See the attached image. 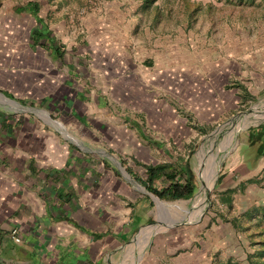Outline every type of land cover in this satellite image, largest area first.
Here are the masks:
<instances>
[{"label": "crops", "instance_id": "crops-1", "mask_svg": "<svg viewBox=\"0 0 264 264\" xmlns=\"http://www.w3.org/2000/svg\"><path fill=\"white\" fill-rule=\"evenodd\" d=\"M88 1L95 14L81 4L73 11L72 0H0V230L13 241L16 230L15 242L22 243L9 248L2 238L0 264H224L242 237L221 213L167 223L155 217L148 198L149 221L132 226L137 204L155 199L140 183L144 166L168 160L140 157L151 158L154 148L138 146L132 131L98 105L97 94L118 103L115 90L125 78L160 87L168 64L158 55L168 49L166 40L144 35L142 23L154 18L144 0ZM116 21L136 30L113 35L107 24ZM94 35L99 47L113 39L128 63L97 60ZM78 52L97 62L75 61ZM124 66L131 72L121 74ZM151 104L152 97H139L121 106L150 116ZM157 108L162 112L161 103ZM242 166L246 173L233 168L220 189L236 188L231 205L243 195L249 205L264 204L256 186L244 189L252 170Z\"/></svg>", "mask_w": 264, "mask_h": 264}, {"label": "rangeland", "instance_id": "rangeland-1", "mask_svg": "<svg viewBox=\"0 0 264 264\" xmlns=\"http://www.w3.org/2000/svg\"><path fill=\"white\" fill-rule=\"evenodd\" d=\"M147 2L144 0L143 9L154 18L150 23H142L149 31L144 35L150 36L152 42H157L159 37L166 40L168 50L158 55L161 64H168L165 80L160 87L148 89L143 85L134 86L125 78L128 84H122L114 95L120 105L97 94L98 105L104 107L115 122L132 131L138 146L154 148L151 158L142 154L140 157L152 161L186 158L196 175L197 191L188 200H160V206L161 202L166 205L164 210L145 194L148 197L141 200L143 205L138 203L135 207L138 211L132 216V226L149 221L146 212L149 199L153 202L155 217L167 223H189L197 215L204 217L209 212L215 218L221 213L220 218L225 222L234 218L241 220L243 212L239 210L251 206L250 200L246 202L243 195V198H234L232 205L225 206L223 196L227 189L221 190L220 185L233 168L246 173L244 163L252 170L245 177L244 189L253 185L257 194L264 195V156H257L259 149H264V140L251 143L250 132L257 127L247 131L264 121V0H151V7ZM80 4L85 6L86 12L94 13L89 5L95 3L88 1L85 5L84 0H72L73 11ZM132 24L116 21L107 26L113 35L122 37L128 29L125 27L136 30ZM92 44L90 50L98 47L95 53L97 49L102 53L99 59L94 56L97 60L105 57L109 61L105 63H110L119 58L122 65L128 63L123 53L117 56L123 48L119 49L113 39L99 47L95 46L94 35ZM75 57V61L87 67L97 62L89 53L78 52ZM124 67L126 71L120 70L121 74L131 72ZM247 93L256 100H246ZM139 97L145 100L152 97L150 116L121 106ZM157 103L162 104V112L158 111ZM73 112L80 117L77 109ZM116 168L119 169L117 165ZM184 210H198V214L190 215ZM240 233L241 248L237 251L233 248L232 258L246 264L249 237L247 232ZM3 239L9 248L22 246L6 233ZM34 262L31 260L32 264Z\"/></svg>", "mask_w": 264, "mask_h": 264}, {"label": "trees", "instance_id": "trees-1", "mask_svg": "<svg viewBox=\"0 0 264 264\" xmlns=\"http://www.w3.org/2000/svg\"><path fill=\"white\" fill-rule=\"evenodd\" d=\"M151 0H148V4ZM246 100L255 101L256 97L247 93ZM252 142L264 140V121L256 126L249 127ZM257 156H264V149H259ZM144 178L140 180L145 190L163 201L188 200L197 191L196 175L186 158L180 157L156 164L144 166ZM236 188L227 189L224 202L232 203V195ZM235 191V192H234ZM224 192V191H223ZM225 193V192H224ZM232 225L243 233H248L249 243L246 251V264H264V204H252L242 213L241 220L234 218ZM4 233L0 230V243ZM224 264H242L240 261L229 258Z\"/></svg>", "mask_w": 264, "mask_h": 264}, {"label": "built area", "instance_id": "built-area-1", "mask_svg": "<svg viewBox=\"0 0 264 264\" xmlns=\"http://www.w3.org/2000/svg\"><path fill=\"white\" fill-rule=\"evenodd\" d=\"M11 234H12V236H13V238H14V240H15L16 242H19V241H20L19 236H17V234H16V230H12V231H11Z\"/></svg>", "mask_w": 264, "mask_h": 264}, {"label": "water", "instance_id": "water-1", "mask_svg": "<svg viewBox=\"0 0 264 264\" xmlns=\"http://www.w3.org/2000/svg\"><path fill=\"white\" fill-rule=\"evenodd\" d=\"M154 198H155V200L160 201V199L158 197H154Z\"/></svg>", "mask_w": 264, "mask_h": 264}]
</instances>
